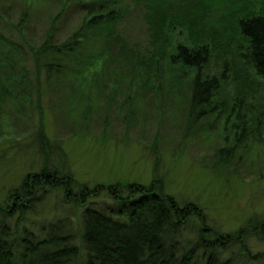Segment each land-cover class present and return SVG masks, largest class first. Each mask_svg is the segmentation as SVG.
<instances>
[{"label":"rangeland","instance_id":"rangeland-1","mask_svg":"<svg viewBox=\"0 0 264 264\" xmlns=\"http://www.w3.org/2000/svg\"><path fill=\"white\" fill-rule=\"evenodd\" d=\"M61 1L0 0V34L20 40L19 27L24 25L32 43L43 41ZM117 2L129 8L131 20L126 26L117 25L113 36L93 38L100 49L94 51L103 54L89 70V79L96 80L95 85L89 80L93 93L78 86L75 77L66 82L71 95L83 98L84 103L70 96L82 103L83 114L77 106L71 116L66 115L67 108H59V79L46 80L45 74L40 90L31 96L22 94L20 87L10 88L13 97L0 109V201H7L27 177L52 168L69 172L74 190L103 184L125 192L131 186L162 183L181 206L198 205L204 226L220 233L237 232L256 218L263 220L264 125H258V140L250 141L254 144H248L249 150L236 154L234 165L220 166L227 158L218 155L234 142L239 111L252 118L264 113V78L238 59V50L231 44L230 25L236 21L225 11L205 7L203 0H165L168 18L184 16L187 21L166 28L170 42L162 45L164 52L155 54L144 7L135 0H113ZM69 10L54 31L58 43L82 24L81 13ZM250 11L264 14L258 6ZM26 16L29 19L23 24ZM208 40L213 47L201 73L219 77V88L209 104L192 111L189 83L197 69L184 72L187 68L175 66L170 57L180 45L196 48L205 41L211 45ZM28 49L21 56L0 54V59L16 56L18 67L24 68L17 72L36 77ZM225 59L230 61L227 66ZM8 62L5 58L0 65ZM5 71V66L0 67V75ZM143 72L149 74L148 81ZM203 107L206 112L202 114ZM255 122L253 118L250 123ZM60 202L61 191L47 192L40 211L27 214L21 229L38 230L46 220L67 211L62 204L56 206ZM247 247L253 253L264 251V233L249 237Z\"/></svg>","mask_w":264,"mask_h":264},{"label":"trees","instance_id":"trees-1","mask_svg":"<svg viewBox=\"0 0 264 264\" xmlns=\"http://www.w3.org/2000/svg\"><path fill=\"white\" fill-rule=\"evenodd\" d=\"M262 1L203 0V5L231 15L236 23L230 25V39L238 50V59L244 65L253 67L264 78V14L250 11L253 6L264 11ZM135 2L145 9L143 17L155 41V54L164 52L162 45L170 42L166 28L172 23L186 22V18H168L164 8L165 0ZM69 8L81 13L82 24L68 38L58 43L54 31L62 21L60 18L70 11ZM240 14L244 16L240 17ZM27 16L23 17V24L28 21ZM130 17L129 8L119 6V2L116 5L113 0H64L61 1L59 12L49 23L43 41L32 43L33 40L26 37L24 25L19 27L20 40L0 34V54L14 53L21 56L27 47V53L36 68V77L24 71L20 75L17 70L24 68L18 67L16 56L5 57L9 62L0 65L6 68L0 75V109L7 99L13 97L10 88L20 87L22 94L31 96L40 90L42 75L45 74L46 80L59 79L56 97L60 96L61 104L55 97L59 108H67L66 115L71 116L77 106L83 114L82 103L77 102L83 98L70 94L72 90L68 88L67 79L75 77L78 86L82 84L83 88L88 87L90 90L92 85L89 82L95 85L96 80L89 79V70L96 66V57L103 55L94 51L100 49L93 38L115 35L117 25L126 26ZM208 41L211 45L205 41L196 48L180 45L177 54L170 57L175 66L178 64L179 67L187 68L182 69L184 72L197 69V74L189 83L192 111L200 105L209 104L215 96V89L219 88V77L204 76L201 73L210 60L213 47L212 42ZM4 44L10 47L4 48ZM5 58L0 59V64ZM229 62L225 59L224 64L227 66ZM144 66L147 67L146 62ZM70 96L77 101H73ZM83 105L86 107V104ZM204 111L203 107L200 113ZM249 115L247 112L237 113L234 142L218 152L219 156L227 158L225 162L222 160L220 166L230 165L240 149L247 152L248 144H254L250 141L258 140V125H264V113L253 116L256 119L255 125L250 123L253 118ZM39 135L40 138L45 135L43 128ZM40 147L49 152L45 144ZM243 154L239 155L240 162ZM70 178L72 175L69 172L44 169L31 179L27 177L20 187L14 188L7 201H0V264L264 263V251L253 253L247 247L249 237L264 233V219L256 218L237 232L220 233L204 226L205 218L198 205L188 203L181 206L173 195L166 192L162 183L148 187L131 186L125 192L117 189V186L105 187L103 184L74 190ZM56 190L62 193V202L56 206L62 204L68 207L67 211L46 220L38 230L27 227L22 230L20 223L24 217L40 211L38 207L44 203L47 192Z\"/></svg>","mask_w":264,"mask_h":264}]
</instances>
